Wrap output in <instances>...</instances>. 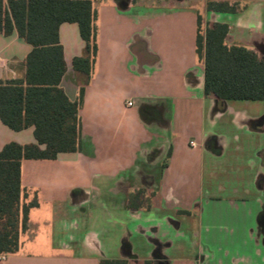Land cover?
Segmentation results:
<instances>
[{"label": "crops", "instance_id": "crops-1", "mask_svg": "<svg viewBox=\"0 0 264 264\" xmlns=\"http://www.w3.org/2000/svg\"><path fill=\"white\" fill-rule=\"evenodd\" d=\"M208 1L93 0L90 79L73 68L79 26L61 25V87L73 101L84 89L81 151L22 161L21 203L38 206L0 264H264V104L206 97L196 54L200 16L229 26L227 45L264 55V0H230L234 13ZM31 51L0 33V84L25 78ZM10 143L36 144L34 128L0 120V151Z\"/></svg>", "mask_w": 264, "mask_h": 264}, {"label": "trees", "instance_id": "trees-1", "mask_svg": "<svg viewBox=\"0 0 264 264\" xmlns=\"http://www.w3.org/2000/svg\"><path fill=\"white\" fill-rule=\"evenodd\" d=\"M238 2L209 0L207 10L231 12ZM97 13L93 0H0V33H16L32 47L25 60L24 79L0 84V120L13 131L34 128L36 144L10 143L0 151V255L19 251L20 232L38 203L22 204L21 163L24 160L54 161L63 153L81 151L79 111L84 89L70 100L61 87L67 71L60 27L79 26L85 42L84 54L73 61V68L91 77L98 54ZM226 24H207L198 18L196 54L204 64V92L219 102L260 101L264 104V55L225 43ZM170 157V153H169ZM164 163L163 167H166ZM264 192V181L262 183ZM144 191L129 198V208L144 205ZM100 264H132L123 259H103ZM143 264H156L145 260Z\"/></svg>", "mask_w": 264, "mask_h": 264}, {"label": "rangeland", "instance_id": "rangeland-1", "mask_svg": "<svg viewBox=\"0 0 264 264\" xmlns=\"http://www.w3.org/2000/svg\"><path fill=\"white\" fill-rule=\"evenodd\" d=\"M256 50V49H255ZM258 51L259 53H261V51L259 50H256ZM27 252H33V251H38L39 249H25ZM41 250H44V249H41Z\"/></svg>", "mask_w": 264, "mask_h": 264}, {"label": "built area", "instance_id": "built-area-1", "mask_svg": "<svg viewBox=\"0 0 264 264\" xmlns=\"http://www.w3.org/2000/svg\"><path fill=\"white\" fill-rule=\"evenodd\" d=\"M132 105H133L132 102H128V106H132ZM192 144H193V143H192ZM1 257H2V259L4 260V259L6 258V255H2Z\"/></svg>", "mask_w": 264, "mask_h": 264}]
</instances>
